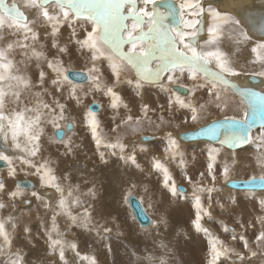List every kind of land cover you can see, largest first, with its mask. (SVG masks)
Returning a JSON list of instances; mask_svg holds the SVG:
<instances>
[{
  "label": "snow or ice",
  "instance_id": "1",
  "mask_svg": "<svg viewBox=\"0 0 264 264\" xmlns=\"http://www.w3.org/2000/svg\"><path fill=\"white\" fill-rule=\"evenodd\" d=\"M218 2L12 0L9 4L7 0H0V162L7 167L8 177L15 179L19 173L36 177L42 189H51L58 194L53 203L50 198L33 190L30 182H17L9 188L0 180V213L12 209L7 216L0 215V264H25V253L15 244L18 218L13 212L20 210L18 202L31 206L32 200L27 199L28 196L40 202L38 207L51 211L50 224L45 227L42 223L47 238L46 255L53 258L50 264H69L66 258L68 251L75 254L80 264H100L95 254L82 255L78 244L66 238V231H61L58 223L60 217L66 221V230L76 227L95 233L102 242V248L112 254L110 241L113 234L117 238L123 235L116 218L94 221L89 211L93 205L89 203L84 207L85 200L81 198L83 195L95 199L94 188L81 194L79 185L62 184L52 167L54 161L44 157L43 152L47 142L61 146L63 151L60 155L64 157L76 155L80 145L73 137L79 127L90 134L101 163H107L105 152L100 150L103 146L112 149L109 155L116 156L118 150L120 160L139 168L134 154H124V137L139 135L142 144L147 138L144 135L146 128L158 130L167 125L177 128L181 125H173L163 115L153 120L149 113L157 109L143 102L140 114L132 115L122 95L116 91L122 84L133 87L136 95H140L145 84L159 87L168 94L167 107L159 105V111L172 115L177 110H187L184 124L189 120L198 124L210 105L225 113L222 120L210 126L203 125L202 130L195 132L196 136L203 135L218 141L220 147L208 148L207 173L201 172V179L194 181L184 175L192 186L195 215L191 226L207 240L206 264H223L225 258H234L233 264L236 261L245 264L249 257L257 255V250L264 254V198L258 200V210L253 219L247 223L237 220L243 230L239 234L235 228L223 225V231L231 233L232 241L239 248L220 239L202 223L205 217L212 219V193L218 191L214 164L225 146L236 149L241 145H253L255 169L259 174L242 181L233 180V167L225 164L219 173L223 184L243 185L250 193L257 189L264 191V92L241 89L231 79L242 75L264 78V21L257 29L259 39L254 40L251 30L242 20L222 11L216 6ZM40 28L44 29V42ZM65 30L68 38L62 44L60 37ZM225 39L237 51L245 46L250 55L247 64L258 70L249 73L245 65L238 66L222 49ZM69 45H73L82 56L86 55L84 69L80 72L73 70L71 63L62 58L69 55ZM69 74L84 77L88 81L87 88L74 84ZM49 84L51 89L47 86ZM203 88H207L208 99L199 103L195 100V93ZM181 89L186 91V95L180 94ZM230 91L239 95L238 102L230 103L227 95ZM88 95L107 97L108 107L114 111L118 112L121 106L128 110L118 123L114 118L111 131L115 136L112 139H108L97 112L93 110L92 106L98 101L93 99L92 104L85 105L83 97ZM69 102H75L76 115L69 112ZM229 110L232 115L227 114ZM258 119L259 134L252 135L251 130ZM180 135L187 137L188 133ZM166 141L163 159L153 156L151 165L160 174L161 187L174 199H183L186 193L167 166V162L176 161L178 157L180 166L185 164L179 137L167 132ZM141 151L146 149L141 148ZM236 163L233 153L232 164ZM208 178L210 186L206 183ZM23 183L29 184L28 190L22 187ZM134 188L136 184L130 182V188L122 196L124 203L132 202L131 189ZM204 193L208 194L207 206L202 201ZM230 199L236 202L234 197ZM145 200L157 218L153 219L141 210V223L147 221L151 230L158 229L160 225L167 226L165 215L157 212L153 194L146 187L141 204ZM219 206L224 207L223 204ZM150 229L142 226L141 231L151 236ZM248 229H253L254 240H249ZM23 231L30 234L27 226ZM153 242L155 247L146 256L131 252L135 257L134 264H169L172 249L163 240L156 242L153 238ZM156 249L160 255L156 254Z\"/></svg>",
  "mask_w": 264,
  "mask_h": 264
},
{
  "label": "rangeland",
  "instance_id": "2",
  "mask_svg": "<svg viewBox=\"0 0 264 264\" xmlns=\"http://www.w3.org/2000/svg\"><path fill=\"white\" fill-rule=\"evenodd\" d=\"M245 1H247V0H245ZM262 5H263V7L260 6V7H258L259 9L257 8L253 12V16H257L258 18H260L262 16V14H264V2ZM216 6L219 7L222 11L228 10V9H225L226 6H223V1L219 0V2L216 4ZM230 9H232L233 11L236 10L235 8H230ZM247 17H251V15H247ZM38 30L39 31L41 30L40 31L41 40H43L44 38H43L42 33H44V31L42 30V28H40ZM66 32H67V30L64 31L63 35L60 38V42L62 44L67 41L68 33L66 34ZM65 39H66V41H65ZM253 39H255V38L253 37ZM223 43H222V48H224L225 46L227 47L228 44L230 45V46H228L229 48L225 47L227 52L226 51H224V52H226L227 54H230L229 56L236 62V64L238 66L239 65H245L246 71L249 73L258 70L257 67H254L252 65L247 64V60L250 59V55H249V52L245 50V46H241L239 52L237 53L235 46L232 45L228 40L225 39L223 41ZM72 47H73V49H72ZM241 48H243V49H241ZM228 49H229V51H228ZM223 50H225V49H223ZM70 51H74V52H70ZM77 52L78 51L76 50V48L73 45H69V55L64 56L63 59L65 60L66 63H71V67L73 70H75L76 72H80L81 70L84 69V65L86 62V59H85L86 55H84V58H83L81 56V53L80 52L77 53ZM71 53H72V55H71ZM71 56H73V57H71ZM78 57L81 61L78 59ZM81 58H83V59H81ZM105 76L108 77V74L106 71H105ZM72 78L75 80V81H72L74 84H77V85L88 84L87 80L84 82H79V81L83 80L82 76L72 75ZM243 81H244V79H243ZM186 82L187 81H185V83ZM48 86L51 89L52 86L51 85H48ZM116 91L120 92V94L123 97L124 103H126L128 105L130 103H132V101L135 98H138L141 103L142 102L147 103V104H149V106L151 108L157 109L156 112H154V113L150 112L149 113V115L151 116V118L153 120H156L155 118L158 115H163V116L167 115L166 118L164 116L165 120L172 121L173 125L177 121L176 124H180L181 126L178 128L174 127L172 125L163 126L159 129V130H161L160 132L164 131L162 133H159V131H155V132L150 131L149 130L150 128H146L144 135L146 137L151 136L149 138H152V140L147 141V142H143L142 144H141L139 135L124 137L123 142L126 145V148L124 150V154L125 155L134 154L136 156L137 163L140 165V167L136 168L135 165L125 164V162L123 160L119 159V152L117 150L118 154L116 156H113V158H112L113 165H115V166H112L111 167L112 170H110L111 172L114 171L112 173V175L117 174L116 175L117 177L114 175L110 177V175L105 176L102 174L97 176L96 182L99 184V186L101 188V191L98 192V194L100 195V193H101V197L104 200H109V194L111 195V199L115 198V199L119 200V201H117L118 208L112 214H113V217L116 218V223L121 226L120 231L122 232V231L127 230L130 233L126 237L120 236L119 238H117L115 236V233H114L113 237L110 241L111 246L114 245L112 247V249H113L112 254H110V257L108 259H106L105 263H104V258L103 259L101 258V260H100V257H98L97 259L100 260L99 261L100 264H102V263L103 264H134L135 257L131 256V252L135 251L137 253V256H140V254L142 256H146L148 253H151L153 251V249L155 247V244L153 242V238H155L156 242L163 240L172 249V252L169 254V256L171 257L169 260V264H184L185 262H184L183 258H181V256H184V255L191 256V255H193V253L195 254L196 261H194V262L192 261L191 262L192 264H206L207 240L202 233H200V234L196 233L191 226V220L194 219V215H195V210L192 208V200H191L192 196H190L192 194V186L190 184H188L187 181L184 179V175L186 174L187 176L191 177L192 180L195 181V180L201 179V177H200L201 172H203L205 174L207 173V163H208L207 150L210 146H213V145H209L206 143L201 144V145H199V143L183 144V143H180V141H179L180 146H182L181 147L182 150H180V151L184 155L185 164L183 165V167L180 166L179 157L177 158L176 161L167 162V166L169 167L170 171L172 172L176 182L179 185H181V187H183L185 189L184 193H186V196L183 199H180V198L174 199L171 196V194L169 192H167L166 189H163L161 187V185L159 183V181L161 179L160 174L152 168L151 160H152L153 156H156V157L163 159V150H164L166 143H167V141H166V133L167 132H172V134L176 136L177 133L183 132L184 130H186V131H188L189 129L192 130V129H195V128H197V127H199V126H201V125H203V124H205L211 120L223 118L225 113L220 112L218 109L215 108L214 105H210L208 108V111H207L208 113L206 112V115H204V119H201L198 124H194L190 120L187 124H184L183 120L186 119L187 115H188L187 110H185V111L178 110V111H175L174 114H172V115H169L166 111L165 112L159 111V107L156 106V105H158L157 103H159V105H165V107H167V96H165V95H168V94L161 91V89L157 86L145 84L140 89V95H136L135 89L131 86L126 85V84H122V86L120 85V87L117 88ZM197 92H196L197 96L195 94V96H196L195 100L198 101L199 103H203L208 99L207 88L200 89ZM228 93H227V95L230 96V103L239 101V98L235 97L234 94H232L231 92H228ZM132 98H134V99H132ZM141 103H140V105H141ZM90 104H92V100L90 102L88 101L85 103V105H90ZM97 105L99 106V109L96 112H97L99 120L100 121L106 120L103 123L101 122V126L104 129V132L107 133L108 139H112L115 136V133H113L111 131L112 127L114 126L113 120L115 118V121L118 123L120 118L123 115L120 114L121 115L120 116L119 114H116L112 119L107 120L105 115L103 114L102 104L98 101ZM139 107L138 108L132 107V109H133V110L131 109V111H133L132 115L136 116V115L140 114V112L138 110V109H140ZM121 108H124V107H121ZM120 109H119V113H120ZM179 112H182L183 114H180ZM99 114H100V116H99ZM227 114L232 115L233 113L231 110H229L227 112ZM148 131H150V132H148ZM256 131H258V130H256ZM259 131L255 135H258ZM253 134H254V132H253ZM80 137L81 136L75 135L73 137V139H75V142L77 144H79L78 141H81L82 143L85 144L86 140H84L82 137L81 138ZM78 138H80V139H78ZM87 144H89L90 146L94 145V142L92 141L90 134H89V140L87 141ZM134 146H135V149H134ZM216 147H220V146H216ZM84 148L85 147H83V149H82V147L81 148L79 147V150L81 152L79 150H77L76 153H78V156L80 153L81 157H83L85 155L86 157L91 158V156H89L88 154L85 153L86 151ZM141 148L146 149V151H141ZM62 151H63V148L61 146L56 145V144L50 145L47 142H45L43 156L50 158L52 161H54V163L52 164V167L55 171V174L59 177L60 182L62 184L65 183V185H66L70 182L69 184L76 186V184L78 185L80 183L78 181L82 180V175L78 176L77 173H82L85 170V168L82 167V159H80L79 157H77L75 155L71 156V157H64V156L60 155V153ZM111 151H112V149H105L104 150V152H106L107 154L110 153ZM106 153H105V156H107ZM233 153L236 154L235 155L236 161L239 160L240 163L243 162L242 163L243 168H244L243 170H246V169L250 170V168H251V170L248 171L247 174H245L244 176L239 175L240 177L236 178V179H239L238 181L246 180L253 174H256V175L259 174V172L255 169V161H254V156H253V154L255 153V147L253 145H247L243 148H238V149H234V150L228 149L225 147L221 150L220 154L216 157V160H215L216 163L214 164V167L216 169V175H217L218 179H220L219 173L223 169V165H224V164L221 165V163L223 162L225 164L227 163V164L231 165L232 164L231 158H233ZM74 157L76 159H74ZM192 157H193V159H192ZM96 158H97V156H96ZM196 161H198V163H195ZM224 161H228V162H224ZM253 170L255 172H253ZM190 171L192 172V174ZM132 172H133V174L131 175ZM186 172H188V174ZM0 175H2L0 177L3 178L4 180L8 179L7 167L0 169ZM84 175H87V172H84ZM65 177H68V178L65 179ZM88 177H94V173L92 171L89 172ZM113 178H114V181H113ZM36 179H37L36 177H32V176H30V177L23 176V177H19V178L15 177V179L11 178L10 183L6 184V185H8L9 188H12L15 185L14 182L30 181L34 184L33 190L41 192L44 189L40 188L39 181H38V179L37 180ZM130 182L136 184V188H134L133 191L131 189V196L136 197L140 201V203H141V197L142 196H140L136 192L138 189H141L142 193H144L145 187L149 190V192L154 191L152 194H154L153 195V202L156 205V210L159 213H163L167 219V226L160 225L159 228L156 230H151L150 225L147 226L151 230V236H148L143 231H141L142 227H140L136 223L135 219L131 215V211L128 207V203H124V201L122 199V196L130 188ZM206 183H208L210 186V178H208V181H206ZM125 184L129 185L128 188L125 187ZM189 185H190V187H189ZM217 185H216V187H217L218 191H216V192H220L219 190H225V191L231 192V193H248V194L264 193V191L258 190V189L252 193L247 192L244 188H235L237 191H233L232 189H229V188L226 189L222 180L217 182ZM25 190H28V189H25ZM86 190H87L86 187L82 188V190L80 191L81 194L85 193ZM189 190H191V191H189ZM240 191H242V192H240ZM205 194H207V193H205ZM202 196H203L202 201L205 204V206H207L209 201L206 200V198L203 194H202ZM26 198H31V196H28ZM4 200L6 201L7 197H5ZM83 200H85V199H83ZM121 200H122V202H121ZM38 203H39V201H38ZM213 203L220 204L221 200H218L216 198V199L212 200V205H213ZM242 203H246V202H244V201L241 202V205H239L240 207L243 205ZM253 203H254V205H256V211H257L258 210V202L254 201ZM85 205H86V202H85L84 206ZM142 206H143L145 212H147L150 216H152L153 219L157 218V216L153 215L152 209H149L147 207V200H145L142 203ZM229 207L231 209V206H229ZM223 209L224 208L220 207V210H223ZM230 209L224 214V213L218 211V209L215 210L212 207V209H211L212 210V219H208L207 217H205L203 219L202 223L204 224L205 227L209 228L210 231L213 232V234L219 236L220 239L224 240L229 245L237 246L239 248L240 246L237 245V243L235 241H232L231 233L230 232L225 233L223 231V225H227L229 228H235L237 234H239L241 231H243L242 229L239 228V225L237 224V220H240V217H243L242 214L241 215L231 214ZM7 210L4 211V216H7L9 212H12L11 209H7ZM31 211L30 210H28V211L23 210L22 211V213H23L22 217L19 220L20 222L17 221V224H19L21 222H26L25 216L28 212H31ZM46 211L48 212V214L49 213L51 214L50 210H46ZM48 214L46 213V215H48ZM91 214H93L92 215L93 219H94V221H96V217H94L95 216L94 211ZM110 214H111V212L106 213V215H110ZM13 215L19 219V217L21 216V211L20 212L15 211V212H13ZM184 216H186V218ZM183 217L185 218L184 220H183ZM45 220H47V217H45ZM172 220H174V221H172ZM179 222H180V224H179ZM221 222H223V223H221ZM177 224H178V226H177ZM37 225L38 224H36V223H32V224L27 226L30 229V234L25 238H24V236H21V234L20 235L18 234V232L23 231L24 228L18 230V232H15L14 233L15 244L17 247H20L23 250V252L25 253V264H50V262L52 261L53 258L49 257L50 260L49 261L46 260V258L48 257L46 255L47 248H45V246L47 244L46 243L47 239L44 240V237H43L41 231L37 230ZM21 226L24 227V224L22 223ZM113 227H115V226L113 225ZM188 230L191 233L187 232ZM256 230L257 231L259 230L258 225L256 227ZM63 231H66V230H63ZM70 232L71 233L66 231V234L69 233L68 234L69 236L66 235L67 239L76 240L75 241L76 243L80 242V240L77 238V236L75 234L76 230L71 229ZM247 233H248L249 240L251 241V238H252L251 232L248 231ZM131 234L138 240L137 243L133 241V237L130 236ZM83 235L84 236L93 235L94 241H91L92 244L89 242L88 245L91 244V246H93L96 243V244H98V247L100 246V248H102L101 247L102 242L100 241V239H98V237L96 236L95 233L89 232L86 230H82V236ZM74 237H76V238L74 239ZM40 240H41V242H43L42 244L44 247H41V246L39 247ZM98 240H99V242L97 243ZM22 243L24 246L22 245ZM112 243H114V244H112ZM79 245H80V248H79V246H78V248H79V251L81 252L82 255L90 253L89 249H87L88 247L81 245V243H79ZM41 248H43L44 250ZM90 254H92V253H90ZM156 254L157 255L161 254L159 249H156ZM66 258L69 260V264H80V262L75 257V254L71 253V251L66 252ZM199 258H201L202 260H199ZM233 262H234V258H232V259L225 258L223 261V264H233ZM84 264H86V262H84ZM235 264H239V262L236 261ZM245 264H264V254H262L260 251H257V255L254 257H249L245 261Z\"/></svg>",
  "mask_w": 264,
  "mask_h": 264
},
{
  "label": "bare ground",
  "instance_id": "3",
  "mask_svg": "<svg viewBox=\"0 0 264 264\" xmlns=\"http://www.w3.org/2000/svg\"><path fill=\"white\" fill-rule=\"evenodd\" d=\"M220 1H223V6H226V8L225 9H228L227 10V12H229L230 13V11H232L233 12V16H235L236 18H238V19H241L242 20V22H243V24L245 25V26H247V28L248 29H255V31H256V33H254L253 31H251V34L252 35H254V36H256V37H259V34H258V32H257V29L259 28V25L261 24V22L262 21H264V14H262V16L258 19V20H247V18H246V20L244 21V17L247 15V14H249V13H243V14H241L242 13V11L241 10H237V11H233L232 9H230V8H238L239 7V5H242V4H244L246 1L245 0H220ZM264 0H262V2H263ZM7 2L10 4L11 2H12V0H7ZM245 7H247V8H250L251 6H254V8H258V7H260V6H262L263 7V5L261 4V3H258V6H256V4L255 5H253V4H251V2L249 1V3H248V5H244ZM230 9V10H229ZM259 9V8H258ZM260 12V11H259ZM29 15H31V14H29ZM251 16H253V13H251ZM42 30L44 31V29L42 28ZM41 31V30H40ZM43 34V33H42ZM66 34H67V32H66ZM68 37V36H67ZM61 38V37H60ZM64 38V37H63ZM64 40V39H63ZM255 40V39H254ZM65 41H66V39H65ZM42 42H44V39L42 40ZM231 43V42H230ZM224 44V43H223ZM228 46H230L229 44H228ZM226 47V48H229V47ZM232 46V45H231ZM49 47H50V42H49ZM222 48V49H225V50H223V51H226V48ZM72 49H73V47H72ZM241 49H243V48H241ZM75 51V50H74ZM74 51H70V52H74ZM228 51H229V49H228ZM235 51V50H234ZM227 52V51H226ZM239 51H237V53H238ZM78 53V52H77ZM236 53V54H237ZM71 55H72V53H71ZM78 55V54H77ZM228 55H230V54H228ZM82 56V55H81ZM70 57V56H69ZM71 57H73V56H71ZM77 57V56H76ZM80 57V56H79ZM79 57H78V59H79ZM83 58H84V56H82ZM63 58V57H62ZM83 58H81V59H83ZM73 59V58H72ZM86 59V58H85ZM236 59V58H235ZM238 59V58H237ZM240 59V58H239ZM80 60V59H79ZM67 61V60H66ZM78 61V60H77ZM76 61V62H77ZM81 61V60H80ZM85 61V60H84ZM107 72V71H106ZM108 74V73H107ZM107 77V76H106ZM233 78V77H232ZM233 79H235L236 81H238V82H240L241 84H245L246 83V80H245V78H244V75H242V77L240 76V77H234ZM243 79H244V81H243ZM260 84L258 85V89H260V90H263L264 91V78H260ZM185 82V81H184ZM244 82V83H243ZM187 83V82H186ZM50 85V84H49ZM48 86V85H47ZM85 89L87 88V86H88V84H86V85H82ZM122 86V85H121ZM49 87V86H48ZM120 87V86H119ZM118 87V88H119ZM159 91V90H158ZM156 92V91H155ZM158 93V92H157ZM198 93V92H197ZM201 93V92H200ZM203 93V92H202ZM232 93V92H231ZM196 94V93H195ZM199 94V93H198ZM229 94V93H228ZM233 94V93H232ZM202 95V94H201ZM235 95V94H234ZM165 96H167V95H165ZM196 96H197V94H196ZM195 96V97H196ZM230 97V96H229ZM235 97H237L236 95H235ZM200 98V97H199ZM204 98V97H203ZM206 98V97H205ZM232 98V97H231ZM83 99H84V102L86 103V102H90L91 100L93 101V99H95V100H97V101H99L101 104H102V106H103V114L105 115V117H106V119L108 120V119H112L116 114H122L123 116L124 115H126L127 114V112H128V110L127 109H125V108H121L120 109V113H119V111L117 112V111H114L113 109H111L110 107H108V103H109V101H108V98L107 97H104L103 95H96V96H93V95H88V96H84L83 97ZM132 99H134V98H132ZM232 100V99H231ZM156 101V100H155ZM201 101V100H200ZM153 102V101H152ZM140 100L138 99V98H135L133 101H132V103H130L129 105H128V108L129 109H132V107H135V108H138L139 106H140ZM158 105H156V106H159V103H157ZM138 106V107H137ZM121 107H123V106H121ZM134 108V109H135ZM140 108V107H139ZM133 110V109H132ZM139 110V109H138ZM81 111H82V109H81ZM101 111V110H100ZM178 111V110H177ZM183 111H185V110H183ZM69 112L72 114V115H76L77 114V109H76V105H75V102H69ZM132 112L133 111H131V114H132ZM139 113V112H138ZM180 114H183L182 112H179ZM208 113V112H207ZM157 114V113H156ZM204 115H206V113L204 114ZM99 116H100V114H99ZM118 116V115H117ZM116 116V117H117ZM121 116V115H120ZM165 116V115H164ZM167 116V115H166ZM166 116H165V118H166ZM174 116V115H173ZM185 116V115H184ZM183 116V117H184ZM104 117V118H105ZM176 117V116H175ZM157 118V117H156ZM155 118V119H156ZM182 118V117H181ZM102 119V118H101ZM170 119V118H169ZM178 119V118H177ZM106 120H101L100 122H105ZM177 123V121L175 122V124ZM173 128V127H172ZM186 128V127H185ZM184 128V129H185ZM188 128V127H187ZM189 129V128H188ZM150 131H159V133H162V132H164V131H162V132H160L161 130H157V129H154V128H150L149 129ZM182 130V129H181ZM190 130V129H189ZM260 129H258V131H259ZM150 131H148V132H150ZM183 131V130H182ZM184 131H186V130H184ZM258 131H254V134H253V132H252V134L253 135H255ZM76 132H77V134L76 135H78V136H81L84 140H86L85 141V144L84 143H82L81 141H78L79 142V144H80V148L82 147V149H83V147H85L84 149H85V153L86 154H88L89 156H91V158H88V157H86L85 155L83 156V157H81V154L79 153V156H78V153H76V155L75 156H77V157H79L80 159H82V167H84L85 168V170H84V172H87V175H84V172H82V173H77V175L78 176H81L82 175V180H77L78 182H80L78 185H79V187H80V189L82 190V188H84V187H86L87 188V190H86V192L85 193H87L88 192V189L89 188H94V191H95V193H96V196H95V199H92L90 196H83V195H81V198L82 199H85V202H86V205L84 206V207H87V205L89 204V203H91L92 205H93V207L91 208V209H89V211L92 213L93 211H94V213H95V216L94 217H96V221L97 222H103V220H104V218H107V219H109V220H111V218L113 217V212H115V210L118 208V206H117V201H119V200H117V199H115V198H112L111 199V195L109 194V200H104V199H102V197H101V193H100V195L98 194V192H100L101 191V188H100V186H99V184L96 182V180H97V176L98 175H110V177L111 176H113L112 175V173L114 172V171H110V170H112L111 169V167L112 166H115V165H113V162H112V158H113V156H111V155H109V153L107 154L106 152V154H107V156H105V158H106V160H107V163L106 164H104V163H101L100 162V160H99V155H98V153L96 152V145L94 144L93 146H90L89 144H87V141L89 140V134L86 132V131H84L82 128H77V130H76ZM175 136V135H174ZM80 137V138H81ZM149 137H151V136H149ZM80 138H78V139H80ZM74 141H75V139H74ZM81 142V143H80ZM180 143H182V142H180ZM195 143H199V145H201V144H205L206 142H195ZM183 144H189V143H183ZM206 144H209V143H206ZM209 145H213L214 147H216V146H219V145H214V144H209ZM204 146V145H203ZM182 146H180V150H182V148H181ZM205 147V146H204ZM245 147V146H244ZM225 148V147H224ZM227 148V147H226ZM241 148H243V147H241ZM238 149V148H237ZM77 150H79V149H77ZM101 151H104L105 150V148L103 147V146H101V149H100ZM80 151V150H79ZM81 152V151H80ZM236 155V154H235ZM240 155V154H239ZM96 156H97V158H96ZM242 156V155H241ZM230 157V156H229ZM78 158V159H79ZM219 158V157H218ZM231 158V157H230ZM74 159H76L75 157H74ZM192 159H193V157H192ZM231 159H233V158H231ZM114 160V159H113ZM226 160V159H225ZM193 161V160H192ZM194 162V161H193ZM224 162H228V161H224ZM195 163H198V161H196ZM216 163V162H215ZM219 163V162H218ZM243 163V162H242ZM242 163H240V161L239 160H237V163L235 164V165H233V164H231L232 165V167H233V174H232V179L233 180H236V178H238V177H240L239 175H241V176H244L245 174H247V172L248 171H250L251 170V168H250V170H243L244 168H243V165H242ZM222 164H224L225 165V163H221V165ZM227 164V163H226ZM246 164V163H245ZM244 164V165H245ZM223 165V166H224ZM118 166V165H117ZM121 166V165H120ZM119 166V167H120ZM222 167V166H221ZM121 168V167H120ZM130 169V168H129ZM93 172L94 173V177H88V173L89 172ZM134 172V171H133ZM133 172L131 173V175L133 174ZM191 172V171H190ZM253 172H255L254 170H253ZM257 172V171H256ZM187 174H188V172H186ZM191 174H192V172H191ZM251 174V173H250ZM117 175V174H116ZM116 175H114V176H116ZM128 175V174H127ZM194 175V174H193ZM0 176H2V175H0ZM23 176H25L23 173H19L16 177H23ZM28 177H30V176H28ZM117 177V176H116ZM68 177H66V179H67ZM80 178V177H79ZM128 178V177H127ZM0 180H3L4 182H5V184H9L10 183V181H11V178L10 177H8V179L7 180H4L3 178H1L0 177ZM24 180V179H23ZM37 180V179H36ZM222 179L220 178V179H218V182L219 181H221ZM113 181H114V178H113ZM127 181V180H126ZM241 181V180H240ZM14 183H16V182H14ZM70 183V182H69ZM68 183V184H69ZM74 183V182H73ZM65 184V183H64ZM68 184H66V185H68ZM76 184V183H75ZM77 185V184H76ZM188 185V184H187ZM37 186V185H36ZM35 186V187H36ZM128 184H125V187L126 188H128ZM218 186V185H217ZM189 187H190V185H189ZM226 187V189H232L233 191H237L235 188H232V187H230L229 185H227V186H225ZM41 188V187H40ZM80 190V191H81ZM153 190V189H152ZM41 191V190H40ZM132 191H133V189H132ZM189 191H191V190H189ZM220 192H213L212 193V200H214V199H218V200H221V203L220 204H223L224 205V209L223 210H220V204H217V203H213V208L215 209V210H217L218 209V211H220V212H222V213H226L229 209H230V207L229 206H231V209H230V213L231 214H234V215H241L242 214V216L243 217H240V220L241 221H243L244 223H247L250 219H253L254 218V215L256 214V205H254V201H256V202H258V200L260 199V198H264V193H257V194H248V193H231V192H227V191H225V190H219ZM39 192V191H38ZM140 196H142L143 195V193H142V191H141V189H138L137 191H136ZM154 191H152V192H150V193H153ZM240 192H242V191H240ZM40 194L41 195H43V196H45V197H47V198H50L51 199V201L54 203L55 202V199L57 198V195L58 194H56L55 192H54V190H51V189H44L43 191H41L40 192ZM154 195V194H153ZM204 196H205V198H206V200H208V194H203ZM157 196V195H156ZM191 196V195H190ZM155 197V196H154ZM203 197V196H202ZM230 197H234L235 198V203H233L232 202V200L230 199ZM5 198V197H4ZM3 198V199H4ZM187 198V197H186ZM27 199H30V200H32V203H31V206L30 207H27V206H24L22 203H19L18 202V204H19V208H20V210H19V212L21 211V216L19 217V219H17V221H19L20 219H21V217H22V211L24 210V211H28V210H32L31 212H28L27 214H26V216H25V221L26 222H21V223H19L18 224V227H17V230L15 231V232H18V230H20V229H23L25 226H28V225H30V224H32V223H36V224H38L37 225V230L38 231H41V233H42V235H43V237H44V240H46L47 238H46V236L44 235V228H42V223H43V225L45 226V227H47L49 224H50V219H51V214L49 213L48 214V212L46 211V209H44L43 207H38V205H39V203H38V201H36L34 198H27ZM192 200V199H191ZM246 202V203H242L243 205L240 207L239 205H241V202ZM121 202H122V200H121ZM190 203V202H189ZM119 204V203H118ZM229 207V208H228ZM10 209V208H9ZM7 210V209H6ZM6 210H3V212L2 213H0V215H4V211H6ZM12 210V209H11ZM8 211V210H7ZM107 212H111V214L110 215H106V213ZM26 213V212H25ZM24 213V214H25ZM46 213L48 214V215H46ZM165 213V212H164ZM187 213V212H186ZM190 213V212H189ZM46 215V216H45ZM93 215V214H92ZM45 217H47V220H45ZM182 217V216H181ZM180 217V218H181ZM185 218H186V216H184ZM183 217V220L185 219ZM188 217V216H187ZM193 218V217H192ZM175 220V219H174ZM174 220H172V221H174ZM189 220V219H188ZM187 221V220H186ZM20 222V221H19ZM184 222V221H183ZM24 224V227L23 226H21V224ZM58 223H59V225H60V229H61V231H63V230H66V221H65V219L64 218H62V217H60V218H58ZM179 224H180V222H179ZM177 226H178V224H177ZM184 227V226H183ZM72 230L73 229H75L76 230V232H75V234H76V236H77V238L80 240V242H78L77 244H78V246H79V248H80V245H79V243H81V245H83V246H85V247H88L87 249H89V251H90V253H92V254H95L96 256H97V258L98 257H100V260H101V258L103 259L104 258V263H105V261H106V259H108L109 257H110V255L106 252V250L105 249H102V248H100V246L98 247V244H94L93 246H91V241H94V237H93V235H90V236H82V230H84V229H81V228H76V227H73V228H71ZM70 229V230H71ZM185 229V228H184ZM70 230H66V231H68L69 233H71L70 232ZM187 230V229H186ZM37 231V232H38ZM251 232V235H252V238H251V240H254V236H253V229H248L247 230V232ZM257 231V230H256ZM84 232V231H83ZM187 232H189V233H191L189 230L187 231ZM68 233V234H69ZM122 233H123V235H121V236H127L128 234H130L129 233V231H127V230H125V231H122ZM18 234L20 235L21 234V236H24V238L25 237H27L29 234H26L24 231H19L18 232ZM17 234V235H18ZM68 234H66L67 236H69ZM196 234V233H195ZM130 236H132L133 237V241L134 242H138V240L131 234ZM247 236H248V233H247ZM18 237V236H17ZM16 237V238H17ZM67 238V237H66ZM76 237H74V239H75ZM249 238V237H248ZM73 239V238H72ZM98 239H99V237H98ZM148 239V238H147ZM17 240V239H16ZM23 240V239H22ZM97 240V239H96ZM74 241H76V240H74ZM91 243L90 245H88V243ZM99 242V240L97 241V243ZM26 243V242H25ZM24 243V244H25ZM43 242H41V240H40V243H39V247L41 246V247H44L43 246V244H42ZM46 243H47V241H46ZM21 244V243H20ZM112 244H114V243H112ZM22 245H23V243H22ZM27 245V244H26ZM36 245V244H35ZM24 246V245H23ZM82 246V247H83ZM114 246V245H113ZM112 246V247H113ZM102 247V246H101ZM45 248H47V244H46V246H45ZM253 248H255V245H253ZM35 249V248H34ZM41 249H43V248H41ZM37 250V249H36ZM44 250V249H43ZM257 251H260V250H257ZM33 252V251H32ZM72 253V252H71ZM89 253V254H90ZM74 254V253H73ZM88 254V253H87ZM140 256L141 257H143L141 254H140ZM171 258V257H170ZM181 258H183V260H184V264H190L192 261L194 262V261H196V258H195V254L193 253V255H191V256H187V255H184V256H181ZM46 260L47 261H49L50 260V258L49 257H47L46 258ZM99 260V261H100ZM199 260H202L201 258H199ZM199 263V262H198ZM103 264V263H102ZM192 264V263H191Z\"/></svg>",
  "mask_w": 264,
  "mask_h": 264
},
{
  "label": "water",
  "instance_id": "4",
  "mask_svg": "<svg viewBox=\"0 0 264 264\" xmlns=\"http://www.w3.org/2000/svg\"><path fill=\"white\" fill-rule=\"evenodd\" d=\"M164 9L161 8V11H163ZM260 26V25H259ZM245 80H246V83L245 84H241L240 82L236 81L235 79L231 78L232 79V82L237 84L241 89H244V88H247V89H250V90H254V91H257V92H264L263 90H260L258 89V85L260 84V78L259 77H252L250 75H245L244 76ZM69 79H71L72 81H75L73 78H72V75L69 74ZM86 81V79L83 77V80L82 81H79V82H84ZM180 91V94L181 95H186V91L181 89L179 90ZM232 92V91H230ZM233 94H235L238 98H239V95L235 92H232ZM93 110L94 111H98L99 109V106L96 104V105H93ZM223 118H218V119H215V120H211L203 125H208L210 126L213 122L217 121V120H222ZM201 125V126H203ZM201 126L195 128V129H192V130H188V131H183V132H179L176 134V136L179 137V141L182 142V143H195V142H206V143H209V144H214V145H219L218 141L210 138V137H207V136H196L195 135V132L198 131V130H202ZM260 129V120L258 119L256 124L253 126L252 130H251V134L252 132H254L255 130H258ZM181 133H188V136H182L180 135ZM152 140V138H149L147 137L146 139H144L143 142H147V141H150ZM140 141H141V138H140ZM244 146H247V145H241L239 148L241 147H244ZM226 147V146H225ZM237 149V148H236ZM234 150V149H233ZM2 168H6L5 164L3 162H0V169ZM17 182H22V181H17ZM16 182V183H17ZM27 182H30V181H27ZM31 185L34 186V184L32 182H30ZM230 187L232 188H244L243 185H236L235 187H233L232 185H229ZM22 187L25 188V189H29V184L28 183H23L22 184ZM183 191L185 192V189L182 187ZM260 190V189H258ZM131 200L132 202L131 203H128V207L131 211V215L133 216V218H135V221L136 223L142 227V226H149L148 225V222L147 221H144L143 223H141L140 219H139V212L141 210L145 211L142 204L140 203V201L134 197V196H131Z\"/></svg>",
  "mask_w": 264,
  "mask_h": 264
},
{
  "label": "crops",
  "instance_id": "5",
  "mask_svg": "<svg viewBox=\"0 0 264 264\" xmlns=\"http://www.w3.org/2000/svg\"><path fill=\"white\" fill-rule=\"evenodd\" d=\"M249 1L251 2V4H253V5H255L256 4V6H258V3H261V4H263V2H262V0H247L244 4H242V5H239V7L238 8H236L237 10L239 9V10H241L242 11V13L241 14H243V13H249V14H247V15H251V13H253L257 8H254V6H251L250 8H247V7H245L244 5H248V3H249ZM230 13L232 14V15H234L233 14V12H231L230 11ZM247 15L243 18L244 19V21L246 20V18H247V20H258L259 18L257 17V16H251V17H247ZM251 31H253L254 33H256V31H255V29H251ZM252 35V34H251ZM255 39H258L259 37H256V36H254V35H252ZM237 181L239 180V179H236Z\"/></svg>",
  "mask_w": 264,
  "mask_h": 264
},
{
  "label": "flooded vegetation",
  "instance_id": "6",
  "mask_svg": "<svg viewBox=\"0 0 264 264\" xmlns=\"http://www.w3.org/2000/svg\"><path fill=\"white\" fill-rule=\"evenodd\" d=\"M235 11H237V9Z\"/></svg>",
  "mask_w": 264,
  "mask_h": 264
}]
</instances>
